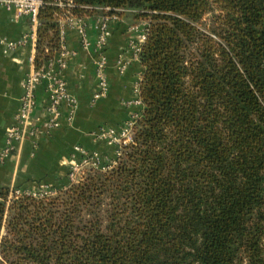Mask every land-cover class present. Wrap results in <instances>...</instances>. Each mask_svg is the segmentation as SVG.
<instances>
[{"label":"trees","instance_id":"1","mask_svg":"<svg viewBox=\"0 0 264 264\" xmlns=\"http://www.w3.org/2000/svg\"><path fill=\"white\" fill-rule=\"evenodd\" d=\"M42 3L36 70L64 18L146 24L142 109L112 168L0 187V264H264V0Z\"/></svg>","mask_w":264,"mask_h":264},{"label":"crops","instance_id":"2","mask_svg":"<svg viewBox=\"0 0 264 264\" xmlns=\"http://www.w3.org/2000/svg\"><path fill=\"white\" fill-rule=\"evenodd\" d=\"M119 18L120 21L112 25L107 48L110 91L96 105L91 104V99L96 88L93 48L99 16L63 20L67 52L64 56H56L53 69L58 70L59 61L65 60L68 64L63 74L69 93L77 100L74 120L68 124V108L64 107L61 127L43 134L36 151L27 142L19 157L12 156L0 165V187L9 185L13 179L18 182L45 180L53 176L60 179L61 170L65 169L63 165L75 146H82L91 153L112 155L113 148L96 139L95 131L101 126L118 127L142 109L132 104L137 98L135 84L143 73L136 55L142 30L136 32L133 28L140 25L141 28L142 22L136 21L131 14ZM36 38L37 25H33L29 17H17L14 12L0 8V154L6 145L7 130L20 107L23 81L35 69ZM11 42L16 44L13 49H9ZM120 60L127 65L123 73L118 67ZM36 93L37 105L32 124L39 126L45 118L48 104L45 83L38 87Z\"/></svg>","mask_w":264,"mask_h":264},{"label":"built area","instance_id":"3","mask_svg":"<svg viewBox=\"0 0 264 264\" xmlns=\"http://www.w3.org/2000/svg\"><path fill=\"white\" fill-rule=\"evenodd\" d=\"M42 0H0V8H4L9 12H14L18 16H27L32 21L33 25L38 26V14L42 7ZM74 21L76 19L64 18L63 20ZM62 25V52L59 55L64 56L66 51L65 34ZM120 18L117 15L113 16H99L97 24V39L94 43V66L96 77V88L93 93L91 104L96 105L100 100L106 98L110 91V84L107 75L108 58L107 48L109 40L112 35V25L119 22ZM146 27V26H145ZM140 26L133 28L134 31L139 32ZM145 31L139 35V45L136 46V55H139L140 46L145 40ZM16 46L14 42L9 43V49ZM86 46H90L86 43ZM55 60L47 63L42 69H33L23 81V94L20 98V107L14 117L13 123L7 130L6 145L0 154V165L4 164L8 158L12 156L19 157L27 142L32 144L33 150L38 148V142L43 134H48L57 130L62 125L63 108H68V124L71 125L74 120L77 110V100L68 91L67 81L64 77V71L67 69L68 64L65 60L58 62V70L53 69ZM119 70L123 73L127 69V65L123 60L118 63ZM46 85V92L48 94V104L45 108V118L39 126H34L33 115L37 105V89L42 84ZM139 83L138 80L135 84V92L137 99L132 102L136 107H142V101L139 97ZM139 112L133 115L130 122L126 124L119 132L114 128H101L94 133L96 139L109 140L110 144H115L116 158L110 164H103L98 159L96 154L86 151L80 146H75L73 154L80 157L81 163L77 164L76 168H72L69 175V182H75L81 172L86 167L101 168L103 170L112 168L116 165L117 157L120 153V148L131 141V132L138 118ZM17 194L21 193L16 190ZM27 192V191H26ZM34 195H44L53 193L49 190L44 192H29Z\"/></svg>","mask_w":264,"mask_h":264},{"label":"rangeland","instance_id":"4","mask_svg":"<svg viewBox=\"0 0 264 264\" xmlns=\"http://www.w3.org/2000/svg\"><path fill=\"white\" fill-rule=\"evenodd\" d=\"M145 28H146L145 24L142 23L141 30L145 31ZM138 41H139V39H138ZM136 99L137 98H135L134 100H136ZM135 114H137V113H133V115H135ZM133 115L129 119L125 120L118 127L101 126L99 129H101L103 127L104 128H114L115 130H117V132H119L122 128H124L126 126V124L128 122H130ZM97 131H95V132H97ZM98 140L105 142L109 147L113 148V153L111 156L100 154V153H93V154H96L98 156V159L100 160V162L103 164L112 163L113 160L116 158V151H117L116 145L110 144L109 140H107V141L101 140V139H98ZM80 147L83 148L82 146H80ZM85 150L88 151L87 149H85ZM88 152H90V151H88ZM81 161L82 160L80 159V157H78L77 155L72 153L71 156L69 157V159L63 165L65 169L61 170V172L63 174L61 175L60 179H58V178L56 179L55 176H53L51 178H47L45 180L33 179V180H28L26 182H18L16 179H13L9 185H4V186H8L11 190L16 189L20 192L27 191V192H37L38 193V192L47 191L49 189L58 190V189H61V188L65 187L69 184V175L71 173L70 171L72 170V168H76L77 164L81 163Z\"/></svg>","mask_w":264,"mask_h":264}]
</instances>
